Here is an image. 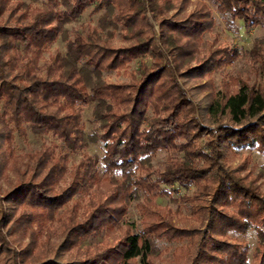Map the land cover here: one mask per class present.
Wrapping results in <instances>:
<instances>
[{
    "label": "trees",
    "instance_id": "16d2710c",
    "mask_svg": "<svg viewBox=\"0 0 264 264\" xmlns=\"http://www.w3.org/2000/svg\"><path fill=\"white\" fill-rule=\"evenodd\" d=\"M30 1L41 4L31 8L23 1L0 0V183L9 171L17 178L9 191L0 189V264H154L158 242L185 239L187 246L175 249L176 264H250L245 244L227 236L249 229L258 239L251 264H264V194L256 177L241 174L246 166L225 164L236 157L235 149L247 146L264 156L263 92L244 83L231 92L224 86L203 109L227 117L230 124L212 130L201 125L193 99L178 80L196 82L193 92L211 91L210 76L237 57L235 50L205 46L203 35L215 25L206 4ZM214 2L228 24L240 21L247 30L263 24L264 0ZM88 9L104 12L99 26L67 39L66 25ZM109 27L124 30L123 46L114 44ZM60 37L67 40L65 52L45 58ZM252 56L264 73V39L254 42ZM139 59L128 83L100 77ZM90 105L103 156L85 155L65 183L63 152L87 146L81 114ZM24 129L53 136L60 149L42 146L18 161L13 133ZM205 136L211 139L203 150L195 142ZM160 150L168 154L163 172L149 165ZM177 153L183 157L176 158ZM191 186L194 194L182 200L204 225L200 231L179 227L170 209L154 204L156 198L172 199L177 187ZM138 193L145 203L138 205L142 219L136 231L121 225ZM81 196L88 202L79 219ZM47 223L56 242L49 235L39 240ZM88 237L103 240L81 250Z\"/></svg>",
    "mask_w": 264,
    "mask_h": 264
},
{
    "label": "rangeland",
    "instance_id": "374dc122",
    "mask_svg": "<svg viewBox=\"0 0 264 264\" xmlns=\"http://www.w3.org/2000/svg\"><path fill=\"white\" fill-rule=\"evenodd\" d=\"M23 1L29 7H39L40 2H32L30 0H18ZM177 0L172 2L175 4ZM200 1L208 7L212 13V17L215 20V25L213 29L203 35V42L205 46L211 45L217 48H228L230 50H235L237 52V57L232 61L231 64L221 68L220 70L214 72L210 76L213 88L211 91H196L193 92L192 86L196 85V82H190L185 85L181 79L179 80L180 86L184 89L189 98H192L198 113V118L202 126L214 130L220 124H230L227 117L222 115H209L206 110L203 109L205 102L219 97L220 92L223 90L224 86L229 92L236 90L238 85L244 83L249 87L250 90L261 91L264 96V73L260 67L259 61L252 56V47L255 41L264 39V21L263 24L254 27L252 29H245L242 22L235 21L234 23H227V17L222 16L217 11V6L214 0H197ZM192 4L188 5V9L191 10ZM104 12L93 13L91 9L86 10L81 17L65 27V32L67 39H72L75 34L84 32L88 27L97 28L99 22L101 21ZM150 16L149 14L147 15ZM151 20V19H150ZM151 24L154 27L156 38H158V27L155 22L151 20ZM108 31L112 32L114 37V44L116 46H123L125 43L123 40V34L125 33L121 27L113 28L109 27ZM66 39L59 38L54 44L50 45L44 57L48 58L49 55L55 52H65ZM205 48V47H203ZM202 48V49H203ZM206 49V48H205ZM203 54H205L203 52ZM147 64H150L151 58L146 57L143 59ZM140 59L135 60L128 64L127 69L121 71H114L110 73H102L100 75L101 79L108 83H128L130 82L131 74L135 73L139 67ZM194 64V63H192ZM206 78L202 81L205 82ZM93 105H90L82 110L81 123L83 125L84 134L86 136L87 146L76 152H63L67 157V169L68 173L64 178L65 183L71 181V176L69 173L72 169L82 161V158L87 156H92L101 159L103 156L104 147L101 142L97 140V135L100 134L98 130L99 123L95 121L92 113ZM147 116L151 117V113L148 111ZM211 139L210 136H205L199 141L195 142L196 145L202 147L206 150L205 146ZM59 141L51 135L46 134H33L30 130L24 129V132L13 133V143L12 148L14 154L18 161L21 160L22 156L26 154H31L39 151L42 146L49 145L50 147L60 149ZM54 150V149H52ZM236 157L234 159H226L225 164L230 167L236 166H246L245 172H249L251 176L257 178V185L262 194H264V156L256 151L252 147H244L240 149H235ZM176 158H182V153H177ZM168 154L165 151L160 150L155 157H153L149 165L152 169L163 172V170L168 165ZM98 170L101 172V165L98 166ZM17 178L12 172L9 171L8 177L2 179L1 181V193L9 191L10 188L15 184ZM194 194V188L191 186L189 188L177 187L176 192H173V198H156L154 200L155 206L160 208L170 209L173 215L174 222L178 224L179 227L195 228L197 230H202L204 225L200 223L199 220L192 217L186 210L187 205L183 203V197H191ZM138 200H134L128 206V212L123 219L122 227L128 226L133 230H139L141 228L142 216L139 212L138 205L145 203L143 201L144 197L142 194L138 193ZM87 196H81L76 208L78 211L79 219L81 214L84 212V206L87 204ZM71 204L68 205V208ZM47 223L46 226L41 230V236L39 240L45 241L46 237L49 235L50 241L56 242L57 235L53 227H50ZM228 239L231 242L243 243L246 246L248 262L252 263L253 254L258 245V239L256 237L255 231L249 229L246 234L238 235L233 232L227 234ZM103 240L101 237H88L80 244V249L85 250L86 247L94 243H99ZM189 239H185L179 242H163L157 243V251L153 253L152 262L154 264H176L175 261V249L187 246Z\"/></svg>",
    "mask_w": 264,
    "mask_h": 264
}]
</instances>
